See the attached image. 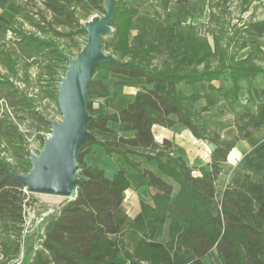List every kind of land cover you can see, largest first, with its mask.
Segmentation results:
<instances>
[{
	"label": "trees",
	"instance_id": "16d2710c",
	"mask_svg": "<svg viewBox=\"0 0 264 264\" xmlns=\"http://www.w3.org/2000/svg\"><path fill=\"white\" fill-rule=\"evenodd\" d=\"M27 1L28 8L39 1L52 12L53 16L48 21L44 13L39 11L33 13L29 9L27 12L26 7L20 6L17 13L22 19L28 21L30 15L39 14L44 30L46 27L50 30L53 26L62 25L73 30L79 29L80 33H84L76 14V6L86 4L88 8L102 13L105 0ZM189 2L190 0H162V8L167 10L171 3L188 4ZM35 5L33 4L32 8ZM114 10L115 33H118L120 24L127 31L130 30L131 22L125 16L128 11L118 7L117 2ZM18 21L17 18L10 25L12 36H19L17 41L11 39L8 44L0 47V67L5 68V73L17 77L19 70L14 65L20 61V55L28 60L41 57L45 60L42 63V72L47 77L45 86L48 89L54 87L58 97L59 69L66 62L64 53L35 34H19L16 31ZM138 21L145 24L147 30L142 32L139 30L132 40L126 39L127 42L129 40L136 44L134 48L136 50L144 45V40L148 37L152 38L156 34L160 39L163 34L158 25L160 23H155L154 19L141 17ZM263 35L264 19L260 22H252L246 36L259 39ZM257 42L253 40L250 44L244 43L237 50L250 48L251 45H257ZM159 43L154 45V48H158L160 52L161 43ZM193 53L196 61L194 67L197 68L206 56H215V49L212 50L207 41L206 54L203 52L202 57L199 58L196 52ZM181 55L178 64L169 70L147 67L143 57L138 61L137 55L134 60L119 59L118 64L102 65L113 74L129 80L142 79L146 86L143 87V94L138 103L130 102L116 113L101 114L88 127L92 135L93 132L107 134L114 133L112 129L114 124H129L135 132V137H119L115 141L105 142L107 156L123 155L135 169L140 168L141 165L130 157L140 155L149 160L155 159L160 170L171 176L180 186L179 192L174 194V186L166 183L154 172L143 170L149 186L158 189V193L153 196L154 207L148 224V233L139 240L133 252L118 245L114 239L121 233L115 213L124 204L129 180L124 169L110 178L98 167L84 164V156L98 143L95 137L84 144L79 155L78 174L81 185L76 199L66 202L57 211L53 216L52 226L41 239L40 247L30 250L22 264H143V262L169 264L173 249L183 246L194 253L197 261L216 249L218 254L225 258V264H264V184L242 182L236 187L228 186L222 194L217 215L211 210L216 200V182L223 172L222 164L227 161L240 139H247L264 127V87L260 90L261 100L257 111L245 108L237 115L235 125L238 134L231 140L222 139L201 119L195 107L196 102L201 99V94L197 92L188 96L179 88L180 85L208 83V89L215 91L218 88L213 82L222 81L229 76V81L232 83L231 90L237 97L242 89V81L260 75L264 79V68L249 63V58L235 63L236 57L229 55V65H226V68L224 66L221 69L205 71L194 68L192 73L177 74L183 64H189L187 62L194 59L189 57L190 54L186 50H182ZM154 83L165 84L167 89L160 92L151 88L150 85ZM45 94H51L50 90L45 91ZM12 114L18 119L36 120L43 126H49L46 117L36 111L35 104L28 98L26 91L20 89L11 78L5 77L0 70V139L7 141L9 146L17 144L20 148L14 153L15 163L7 162L0 152V226L2 234L15 239L21 237L23 233L24 203L29 195L23 186L6 176L5 168L8 166L12 172L19 175L27 174L31 169V161L24 139H19L16 135L17 127L12 121ZM171 116L177 118V123L190 129L197 139L211 141L214 144L210 171L202 170L200 176H194L190 171L164 165L157 156L151 155L161 148L155 140L153 126H172L176 122ZM164 142L162 147L170 150L171 142L168 140ZM168 219L170 220L169 242L165 246L152 247L149 243L154 239L157 228L168 222ZM183 224L185 226H182ZM14 253L17 254V249H14Z\"/></svg>",
	"mask_w": 264,
	"mask_h": 264
},
{
	"label": "rangeland",
	"instance_id": "374dc122",
	"mask_svg": "<svg viewBox=\"0 0 264 264\" xmlns=\"http://www.w3.org/2000/svg\"><path fill=\"white\" fill-rule=\"evenodd\" d=\"M27 2V0H24L21 6L25 8ZM104 3L105 1L103 5ZM33 4L36 5L32 8ZM33 4H31L30 8L26 7L27 12H29L28 9L30 11L32 10L33 13L39 11L47 15L48 21L52 19V12L47 10L39 1ZM124 5V0H118L117 6L123 7L129 12L128 8L126 7V9ZM208 9L210 10L208 18L204 14H202V16L198 15L195 17L194 21H191V24L187 26L177 23L172 28L165 27L163 23L154 19L155 23H160L158 25L161 27L160 31H163L162 37L159 39L156 34L153 35L152 38L148 37V39L144 40L145 46H139V50L134 49L136 48L134 42H129L131 39V30L128 29L127 31V29L123 28L124 26L120 24L118 33L104 38L103 52L112 55L117 60L120 59L124 61L134 60L137 55L139 56L137 57L138 61L143 57L144 64L147 67L150 66V68H155L156 70H169L178 64V61L182 57V50H186V52L190 54L189 57L194 59L191 62H187L189 64H183L177 74L192 73L195 69L205 71L207 69H221L224 66V68H226V65H229V55L236 57L235 63L236 61L247 60L249 58V63L251 62L256 66L264 68V35L259 39L246 36L252 22H260L264 19V0H211L210 4L208 3ZM75 10L80 25L88 22L95 16L104 17V14L100 13V11L92 10L90 7L88 8L86 4L76 6ZM128 14L129 13H126L125 15L126 19L129 18ZM30 16L28 21L22 19V16L18 17L19 21L16 31H18L19 34L26 33L28 35H37L42 40L48 41L62 51L67 58L76 59V56L87 44V34L85 32L80 33L81 31H79V29L73 30L60 25L53 26L50 30L46 27L44 30L41 16L39 14ZM138 27V32L139 30L140 32L147 30L145 24L139 23ZM18 38L19 36H12V39L15 41H17ZM127 38H129L128 42L126 40ZM253 40L258 41L257 45H251L250 48L241 51L237 50L244 43L250 44ZM207 41L211 49H215V56H206L203 63L195 68L194 65L196 64L194 63L196 61L193 52H196L199 58L202 57L203 52L205 53ZM157 43L160 44V52L158 48H154V45ZM173 52L175 54H173ZM124 53H126V55ZM171 53L174 56L171 55ZM19 60L17 65H14L16 69L19 70L17 77H13L11 73H5V68H1L3 74L5 77L11 78L20 89L26 91L28 98L35 104L36 111L40 112L48 121L60 123L63 120V116L60 111L56 90L54 87H52L53 89H48L47 86H45L47 77L44 76L42 72V63L45 60L41 57L28 60L21 55L19 56ZM66 66L67 63L65 62L59 69L60 78L65 76ZM251 79L252 80L249 81L250 83L245 86V95L248 97L247 104H249V102L253 104L256 102L254 98L259 97L258 92L260 84H262L261 75ZM131 81L121 75L118 76L113 74L106 67L104 68L101 66L97 68L91 81V88L88 96V111L90 115L98 117L101 114L111 113L125 105L130 98L133 97V101L137 100L140 87L135 83L136 81H133L135 84ZM213 83L221 87V89L218 88L219 90L216 89L215 91L210 90L213 91V95L207 100L208 102H204L205 104L212 103L213 105L209 107V105H203L204 103L196 102L198 109L201 111L197 112L200 113V117L205 123L208 120L211 124L216 123V121H223L226 123L231 119V114L227 111V102L235 97L231 90L232 83L229 81V76H226L222 81ZM199 86H202L201 88L197 86L200 91H206L205 85ZM48 90H50L51 94L47 95L45 91L48 92ZM236 100H238V98ZM208 109H212L213 112L217 113L215 114L216 117L204 113L208 112ZM10 113L12 112L10 111ZM11 118L14 125L17 127L16 135L19 136V139H24L29 154H39L44 148V141L51 136L50 126H43L38 121H31L27 118L18 119L15 118L14 114H12ZM212 119H214L213 122ZM93 135L98 140L95 146L101 147L97 149L105 151L104 143L107 140H105L103 136L106 134L93 132ZM262 137H264V131L261 132L260 135H257L256 139L262 140ZM17 150H20L17 144L9 146L7 141L0 139V152L7 162H16L14 153ZM96 155V158L100 157L98 156L99 154ZM114 156L124 158L123 155ZM156 156L158 157V155ZM144 159L150 161L149 159ZM255 162H257L256 158H253L248 161V164L251 166L255 164ZM84 164L88 166L85 158ZM258 167L259 165H256V168L259 170ZM261 173V170H254V173L251 172L249 175L245 176L243 182H252L254 178L262 180ZM177 187L178 185L176 188ZM66 202L67 199L58 196L29 194L24 203L25 225L21 237L15 239L13 237H6L2 234L0 226V264H22L30 250L38 249L41 245L42 237H44L52 226V221L54 220L53 216L66 204ZM217 205L218 201L216 199L214 207ZM168 221L170 222L169 219ZM14 249H17V254L14 253Z\"/></svg>",
	"mask_w": 264,
	"mask_h": 264
},
{
	"label": "crops",
	"instance_id": "0c3cea01",
	"mask_svg": "<svg viewBox=\"0 0 264 264\" xmlns=\"http://www.w3.org/2000/svg\"><path fill=\"white\" fill-rule=\"evenodd\" d=\"M210 1L211 0H190L188 4L171 3L167 10H164L162 8V0H124V6L129 10L128 20L131 22L130 40L138 34V19L141 17L155 20L157 19L156 21L163 23V26L170 28L174 27L177 23L187 26L190 25L191 21H194L195 17L198 15L202 16V14H204L207 18L209 17L210 10L208 9V3L210 4ZM23 2L24 0H0V47L11 41L12 32L10 31V25L12 21L19 17L17 11ZM116 2H118V0H116ZM251 80L252 79H247L242 81V89L238 96L233 97V99L227 102V111L231 114V119H229L228 122L224 123L223 121H216V123L213 124H211L209 120L206 122L210 130L219 134L222 139L231 140L237 136L238 129L235 125V119L245 108L250 109V111H257V107L261 100L260 90L264 87V79L261 76L262 84H260L258 92L259 97L254 98L256 102L254 104L250 102L247 104L248 97L245 95V86L248 85ZM133 81H136L135 83H137L140 87V93L137 100L133 101L134 98L132 97L127 103H125V105L111 113L119 112L130 102L138 103L140 101L143 94V87L146 86L145 81L142 79H135ZM133 81L131 82L134 83ZM199 85H205L206 91H200L197 86L200 88L202 86ZM150 87L160 92H164L167 89L165 84L162 85L158 83L151 84ZM179 88H181L188 96L197 92L200 93L201 99L198 101L199 103L208 102L207 100H209L213 95V91L207 90L208 83L195 84L193 86L180 85ZM217 88L221 89V87L218 86ZM235 98H238V100ZM203 105H209V107H211L213 104L204 103ZM195 107L197 111L201 112L200 109H198L197 104H195ZM204 113L209 115L211 114L214 117H216L215 114H217L213 112L212 109H208V112ZM171 119L176 122L172 126H153L155 140L160 144L161 148L155 152V154L151 155H158L164 165L176 166L185 171H190L194 176H200L202 174V170L210 171V164L212 162L211 154L214 149V144L211 141L208 142L197 139L193 136L190 129L183 126L181 123H177L176 117L171 116ZM213 121L214 119H212V122ZM112 129L114 130V133H107L104 135L103 138H105V140L115 141L119 137H135V132L129 124H114ZM263 131L264 127L252 134L251 137L247 139H240L236 147L229 154L230 156L227 161L222 164L223 172L216 182L217 191L215 199H217L218 205L214 207L213 204L211 209L214 215H217L216 212L218 211L222 194L228 186H238L245 180V176L249 175L251 172L254 173V170H261L262 173L260 175L262 180L254 178L253 181H251L253 183L256 182L264 184V137L261 138L262 140L256 139L257 135H260ZM165 140L171 142L170 150H165L164 147H162ZM97 148L101 147L94 145L89 153L84 156L88 166L98 167L110 178H113L119 170L123 169L127 174L129 188L125 192L124 204L115 213V216L120 223L121 233L118 236H115L114 239H116L118 245L126 248L130 252H133L138 246L137 244L139 243V240H141V238H143V236L149 231L148 224L152 218V211L154 207L153 196L158 193L157 188L149 186L148 179L144 176L143 170L148 169L149 171L154 172L166 183L168 182L174 186V194L179 192L180 186L171 176L162 172L159 168L158 162L153 159L148 161L140 155L130 157L136 162H139L141 165L140 168L135 169L126 161V158H121L119 156L110 158L109 155H106L105 151ZM96 154H99L98 156L100 157L96 158ZM253 158H256L257 162L250 166L248 161ZM256 165H259V170L256 168ZM175 185H178V187L176 188ZM169 223L170 222L168 221L164 225H160L157 228V233L154 239L149 243L152 247L167 245L170 240L168 229ZM182 226H185V224ZM171 258L172 259L169 264H225V258L218 254L216 249H213L205 258L197 261L194 253L190 249L183 246L181 248H174L171 253ZM143 264L149 263L143 262Z\"/></svg>",
	"mask_w": 264,
	"mask_h": 264
},
{
	"label": "water",
	"instance_id": "95a60500",
	"mask_svg": "<svg viewBox=\"0 0 264 264\" xmlns=\"http://www.w3.org/2000/svg\"><path fill=\"white\" fill-rule=\"evenodd\" d=\"M116 0H105L102 14L81 25L87 34L84 48L76 59L66 58L65 76L60 78L58 102L63 120L48 121L49 139L39 154L30 153L31 169L27 174H16L7 166L6 176L28 190L30 194L58 196L74 201L81 185L79 155L88 140L95 139L88 127L95 120L88 111V96L94 71L105 64L119 61L103 52L104 38L113 36L116 20Z\"/></svg>",
	"mask_w": 264,
	"mask_h": 264
},
{
	"label": "built area",
	"instance_id": "2783aa9c",
	"mask_svg": "<svg viewBox=\"0 0 264 264\" xmlns=\"http://www.w3.org/2000/svg\"><path fill=\"white\" fill-rule=\"evenodd\" d=\"M24 190H26V189H24ZM26 193L29 195L30 193L28 192V190H26Z\"/></svg>",
	"mask_w": 264,
	"mask_h": 264
}]
</instances>
